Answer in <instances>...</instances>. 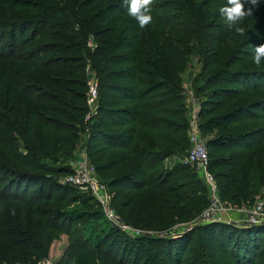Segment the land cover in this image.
Returning a JSON list of instances; mask_svg holds the SVG:
<instances>
[{"label": "trees", "instance_id": "1", "mask_svg": "<svg viewBox=\"0 0 264 264\" xmlns=\"http://www.w3.org/2000/svg\"><path fill=\"white\" fill-rule=\"evenodd\" d=\"M226 2L153 0L141 29L122 0H0V264H99L91 255L264 264V224L199 222L210 190L183 161L191 146L184 73L195 55L191 90L220 200L250 206L264 190V62L252 60L264 43V0L240 22L243 35L226 27ZM90 73L99 94L86 120ZM84 137L125 225L157 233L197 225L174 239H133L111 226L93 194L61 183Z\"/></svg>", "mask_w": 264, "mask_h": 264}, {"label": "built area", "instance_id": "2", "mask_svg": "<svg viewBox=\"0 0 264 264\" xmlns=\"http://www.w3.org/2000/svg\"><path fill=\"white\" fill-rule=\"evenodd\" d=\"M91 78L92 79L88 82V103L90 105V112L88 113L86 120L92 118L97 113L96 104L99 94L98 81L95 75ZM197 115L198 113L194 114L191 121L189 130V140L191 146L183 161L186 163H191L192 165L197 164L198 172L205 180L210 190V196L212 200L211 205L202 213L199 219V222L203 224L223 221L224 219H227L226 217L230 218L228 212L231 210L230 208L232 206L222 202L218 195L216 179L209 170L210 157L207 148V140L202 136L199 130ZM73 165L74 172L63 177L61 179L62 183L73 185L84 192L93 194L98 202L104 206L107 217L111 221L116 223L119 222L120 226L133 229V232H137L139 234L143 232L140 229H134L128 225H125L122 221L120 222L117 213L113 208L110 207L112 196L109 194L106 184L100 182L96 166L89 161L88 155L86 153ZM238 212L243 213V217L241 219H245L249 224H264V200L257 201L253 207L250 205L249 209H247L246 206H243L238 209ZM229 220H232V218ZM149 232H144V234L148 233L149 235L154 236V234ZM42 264L58 263L46 259Z\"/></svg>", "mask_w": 264, "mask_h": 264}, {"label": "rangeland", "instance_id": "3", "mask_svg": "<svg viewBox=\"0 0 264 264\" xmlns=\"http://www.w3.org/2000/svg\"><path fill=\"white\" fill-rule=\"evenodd\" d=\"M89 45L92 46L93 44L90 43ZM191 57L192 58L189 61L188 67H187V69H186V71L184 73L185 95H186V102H187V106H188V116L190 118V123H191V121L193 119L194 114L198 113V110L200 108V103L195 99L194 92L191 90V82H192L193 78L199 73V71L201 69V65L197 62L196 56L195 55H192ZM90 71H92V70L90 69ZM92 76H94V75L92 73H90V79L89 80L92 79L91 78ZM197 120L199 121L198 115H197ZM84 141H85V137H84V139L81 140V144H80V146H79V148L77 150V153H76V155L74 157L75 160H73V162H72V164H70V166L74 167L73 164H75L77 162V160L80 157H83L84 154L86 153V148L84 147V145H85V142ZM88 159H89V157H88ZM89 161H90V159H89ZM178 161H180V158L176 157V158H173V159L168 160L166 162V164H167V166L172 167ZM187 164H191V163H187ZM195 166H196L195 168H197V170H198L197 164ZM98 178H99V176H98ZM99 180H100V178H99ZM100 182L101 183H104L101 180H100ZM76 191H77V193L80 196H83V198H87V197L91 196V194L89 192H84V191H82L80 189H76ZM109 194H111L112 199H113L114 193H112V192L109 191ZM112 199H111V202H110V207L111 208H113L112 207ZM261 200H264V190H262L257 195L256 200L251 205V207H253L257 203V201H261ZM91 202H95V200H92ZM91 204H93V203H89V205H91ZM89 207L90 206H86L85 208H89ZM246 207H247V209L250 208V206H248V205ZM101 208L100 209L104 211V213H105V215L107 217V214L105 212L104 206L102 205ZM100 209H99L98 206H94L92 209L89 208L87 210H92L93 211V210H100ZM230 209L231 210H229V212H228V215H230L229 216L230 218L226 217L227 219H224L223 221H218V222L224 223V224H228V225L233 224V223H236L238 225H249L250 226V224L245 219H240V220L234 219L233 214H237L239 208H236L235 206H232ZM118 218H119V220L121 222L122 220L120 219L119 215H118ZM231 218H232V220H229ZM108 220L110 221L111 226H115V227L119 228L122 232H124L123 234H125L127 237H130V238H133V239L138 238L140 236H149V237H152L148 233L147 234H144V232H149V231H151L149 233H152L154 235H159V234L163 233L166 237H168V238H171L172 237L174 239V238H177V237L183 235L185 233L186 229H191V228H193L194 226L197 225V224L194 225L193 223H179L175 227H170V228L165 229L164 231H161V232H158V233L155 232L154 230H142L143 232L141 234H139L137 232H133V229L124 228V227L120 226L119 225V222L116 223L114 221H111L109 218H108ZM77 227L82 232H85V230H86V225L85 224L78 225ZM66 244H68V237H67V235H63L62 238H61V240L57 241V245L60 246L58 248V250L61 249L62 247H65ZM213 254L212 253L210 254V258H214L215 257V254L214 255ZM90 258H92V259H95L96 258L98 260V263L99 264H116L117 263L116 261H112V262L111 261H107V262L104 261V262H102V260H101V258H99V256H94V255H91ZM112 258L114 260H118L119 255H117L116 258H115V256L112 254ZM126 258H128V255H126ZM185 258H188V256L186 255ZM44 261L45 260H43L39 264H42ZM143 263L144 262L142 261L139 264H143ZM209 263L212 264L211 262H209ZM18 264H21V263H18ZM126 264H133V263H130V261L128 260Z\"/></svg>", "mask_w": 264, "mask_h": 264}, {"label": "clouds", "instance_id": "4", "mask_svg": "<svg viewBox=\"0 0 264 264\" xmlns=\"http://www.w3.org/2000/svg\"><path fill=\"white\" fill-rule=\"evenodd\" d=\"M262 0H227L226 4L219 8L220 15L228 29H234L236 33L243 35L245 29L239 26L240 22L247 16L253 14V10L260 5ZM153 0H122L126 6L127 13L134 18L141 29H144L152 22L151 6ZM252 60L256 65L264 62V43L254 48ZM15 214V210H12Z\"/></svg>", "mask_w": 264, "mask_h": 264}, {"label": "crops", "instance_id": "5", "mask_svg": "<svg viewBox=\"0 0 264 264\" xmlns=\"http://www.w3.org/2000/svg\"><path fill=\"white\" fill-rule=\"evenodd\" d=\"M232 216V215H231ZM234 219L240 220L243 217V213L238 212L237 214H233Z\"/></svg>", "mask_w": 264, "mask_h": 264}]
</instances>
